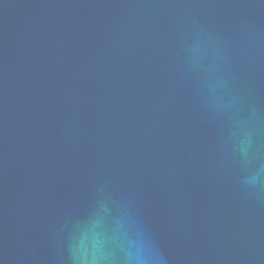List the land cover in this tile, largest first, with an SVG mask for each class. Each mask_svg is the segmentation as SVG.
<instances>
[{
	"label": "water",
	"instance_id": "95a60500",
	"mask_svg": "<svg viewBox=\"0 0 264 264\" xmlns=\"http://www.w3.org/2000/svg\"><path fill=\"white\" fill-rule=\"evenodd\" d=\"M0 264H264V0H0Z\"/></svg>",
	"mask_w": 264,
	"mask_h": 264
}]
</instances>
